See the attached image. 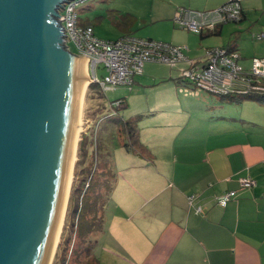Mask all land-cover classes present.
Masks as SVG:
<instances>
[{
  "label": "crops",
  "instance_id": "1",
  "mask_svg": "<svg viewBox=\"0 0 264 264\" xmlns=\"http://www.w3.org/2000/svg\"><path fill=\"white\" fill-rule=\"evenodd\" d=\"M160 1L155 11L175 21L182 7L209 11L230 0ZM242 8V21L217 27L211 36L220 38L204 44L210 46L206 50L237 52L240 65L250 59L252 69L254 58H264V47H249L251 34L259 40L264 33V0H242ZM203 59L192 58L197 66ZM176 66L164 81L170 91L152 98L135 94L146 98V114L157 120L138 125L139 144L125 148L123 128L127 142L114 152L110 141L102 145L104 161L96 174L114 182L100 208V230L92 235L93 256L99 264H264V104L198 91L179 76L193 65ZM117 104L128 107L123 97ZM98 112L95 123L103 118ZM108 172L115 177H103ZM243 177L257 185L243 188ZM230 191L236 196L221 206L218 199Z\"/></svg>",
  "mask_w": 264,
  "mask_h": 264
},
{
  "label": "water",
  "instance_id": "2",
  "mask_svg": "<svg viewBox=\"0 0 264 264\" xmlns=\"http://www.w3.org/2000/svg\"><path fill=\"white\" fill-rule=\"evenodd\" d=\"M66 1L0 0V264H47L65 199L85 61Z\"/></svg>",
  "mask_w": 264,
  "mask_h": 264
},
{
  "label": "rangeland",
  "instance_id": "3",
  "mask_svg": "<svg viewBox=\"0 0 264 264\" xmlns=\"http://www.w3.org/2000/svg\"><path fill=\"white\" fill-rule=\"evenodd\" d=\"M162 5L163 4L160 0H87L81 3L76 11L79 16V22L82 23V21H85L86 23H90L100 39L117 40L125 35H131L138 38H149L174 45L179 44L183 47L193 49V53H186L190 59L199 58L202 61L206 48L210 47L204 44V42L206 41V43H208L216 41L220 37L211 36L201 39L199 35L180 28L176 25L173 18H168L167 13L160 15L155 11L156 7ZM252 35L253 34H251L250 37L251 41H249V47L262 50V47H264V41H259L256 38H253ZM229 38V33H225L223 37L224 43ZM207 40L211 41L207 42ZM71 51L73 53L70 54L78 56L73 48ZM251 62L252 60L250 59L242 60L241 64L246 70H251ZM84 63L86 65V68L84 67V74L87 71L90 81V67L86 59ZM172 68H175V66L165 63H147L144 67L143 73L134 78L136 83L131 85V88L129 86H120L116 89L103 91L101 87L94 86L93 88H90V86L94 84L89 82L84 97L82 111L83 131L78 143L73 181L60 236L61 238L58 247L56 248L57 250L53 263L63 264V259L66 258V249L69 248L66 239L69 234H71L70 225L74 221L72 212L77 204L76 196L73 198V201H71V197L73 186L76 184L75 187L77 188L80 184L76 177V168L81 140L80 162L77 171L78 178L82 177V171L86 169L91 160L94 162V169H96L97 163L99 165L102 164L105 156L102 155V150L105 151L102 147L104 141H110L113 143L111 146L113 152L120 142H127V137L122 133L124 127L120 121L129 120L132 121L133 124L139 121L138 125L141 126L144 124L148 125L149 123H152V125L157 124V120L155 122L153 121L155 118L154 116L146 114L147 109L145 107L148 103L146 98L138 97L135 94L140 91L149 96L152 93V98V96L155 97L160 92L170 91L171 89L169 85L165 84L164 81L167 80L166 77L169 78V75L172 73ZM107 74L106 69L102 65L98 66L97 77L99 81L104 80ZM179 76H181V74ZM100 96L102 98H100ZM122 97L124 101L128 103L126 109H119V104L116 105L117 101ZM155 101H157L158 104V99H155ZM96 108H99L98 113L103 115V118L96 122L97 124L94 120L96 116ZM144 108L145 110H143ZM110 117L114 118L115 123L107 122V118ZM86 121H88V125L87 127H84ZM104 134L106 136L108 135V138L106 137L105 140L103 138ZM124 167L125 166L117 167L118 170H116V172L122 170Z\"/></svg>",
  "mask_w": 264,
  "mask_h": 264
},
{
  "label": "built area",
  "instance_id": "4",
  "mask_svg": "<svg viewBox=\"0 0 264 264\" xmlns=\"http://www.w3.org/2000/svg\"><path fill=\"white\" fill-rule=\"evenodd\" d=\"M85 1L87 0L64 2L59 8L58 21L64 28V45L71 53L73 48L78 56L87 60L90 83L98 85L103 91L120 86L131 88L134 78L143 73L146 63H165L171 66L188 63L193 67L184 70L180 78L198 91L215 96L250 93L264 95V58H254L252 69L245 71L239 63L237 52L217 47L206 50L204 63L197 66L198 62L186 55L188 47L131 35L117 40H103L96 36L92 27L79 25L76 10ZM242 12V0H230L209 11L182 7L175 16V22L180 28L201 35L216 30L222 24L240 22ZM257 38L264 40V33L258 34ZM100 65L108 73L102 81L97 77ZM239 183L243 188L257 185L256 180L251 177L240 178ZM235 196V191L227 192L218 202L225 207Z\"/></svg>",
  "mask_w": 264,
  "mask_h": 264
},
{
  "label": "trees",
  "instance_id": "5",
  "mask_svg": "<svg viewBox=\"0 0 264 264\" xmlns=\"http://www.w3.org/2000/svg\"><path fill=\"white\" fill-rule=\"evenodd\" d=\"M79 25L83 27H92L90 23H86L85 21H82V23L79 22ZM218 30L219 29H216L215 32L209 31L207 32L208 35L206 36H204V34H201L202 38L211 35H217ZM229 51L235 52L233 50ZM180 80L183 82L181 78ZM94 86L99 87L98 85L94 84L91 85L90 88H93ZM219 97L223 98L224 100H230L234 102L255 101L264 104V95L254 93H250L248 95H221ZM100 98L102 97L100 96ZM120 122L123 125L125 131L127 132V136L129 139V142L125 143L124 145L125 148L133 147L139 144V121H137V123L135 124H133V122L129 120H122ZM81 144L82 140L80 142V150L76 168V177L80 184L77 188L75 187V184L72 190L71 201H73V198L76 196L77 204L72 212L74 221L70 225L71 234H69L66 239V243L69 248L66 249V258L63 259V264H99L98 260L93 256L95 243L92 240V235L100 230L102 224V217L99 215L100 208L101 205L105 203L114 182L111 179H106L102 181L99 174H96L98 169V163L96 164V169H94V162L92 160L88 163L86 169L82 171V177L78 178L77 171L78 164L80 162ZM104 175L108 176V178L111 175L115 177V175L111 172L103 174V177H105ZM53 264H55V262Z\"/></svg>",
  "mask_w": 264,
  "mask_h": 264
},
{
  "label": "bare ground",
  "instance_id": "6",
  "mask_svg": "<svg viewBox=\"0 0 264 264\" xmlns=\"http://www.w3.org/2000/svg\"><path fill=\"white\" fill-rule=\"evenodd\" d=\"M84 67L86 68L85 63H84ZM89 82H90L89 81V75L86 71L84 74V82H83L82 92L80 95V102H79V109H78V120H77V125H76L75 144H74V150H73V155H72V161H71L67 190H66L65 199H64L62 210H61L60 217L58 220V224H57V228L55 231L53 244H52V248H51V252H50L47 264L53 263L54 256H55V253L57 250L56 248L58 247L59 240L61 238L60 236L62 233L64 218H65V214H66L67 206H68V201H69L70 189H71V185H72V181H73V172H74V166H75V162H76V158H77L76 154H77L78 143L80 140V135L83 131L82 111H83V106H84V97H85V94L87 92Z\"/></svg>",
  "mask_w": 264,
  "mask_h": 264
}]
</instances>
